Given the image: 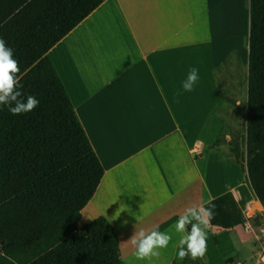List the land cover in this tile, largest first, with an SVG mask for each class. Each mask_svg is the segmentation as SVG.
Wrapping results in <instances>:
<instances>
[{
    "label": "clouds",
    "instance_id": "9594fccd",
    "mask_svg": "<svg viewBox=\"0 0 264 264\" xmlns=\"http://www.w3.org/2000/svg\"><path fill=\"white\" fill-rule=\"evenodd\" d=\"M13 55V50L6 46L4 39L0 38V107L7 106L12 115L18 116L37 108L39 100L33 95H28L26 99L22 98L24 94L19 89L23 86L17 77L20 68ZM198 79V69L192 68L183 82V89L188 92L192 91ZM209 203L211 204V198ZM214 207V205L189 207L173 226L175 231L181 234L178 242V256L181 261L189 255L193 261L203 259L205 256L207 251L206 229L210 220L215 216ZM171 231V228L167 233L155 229L147 233L144 230L136 231L129 239L135 248L136 259L143 261L159 257V249L166 248L172 239L169 234Z\"/></svg>",
    "mask_w": 264,
    "mask_h": 264
}]
</instances>
